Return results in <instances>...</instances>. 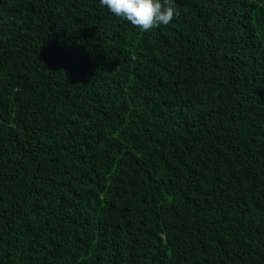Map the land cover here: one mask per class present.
<instances>
[{"label":"trees","instance_id":"obj_1","mask_svg":"<svg viewBox=\"0 0 264 264\" xmlns=\"http://www.w3.org/2000/svg\"><path fill=\"white\" fill-rule=\"evenodd\" d=\"M0 0V264H264V0Z\"/></svg>","mask_w":264,"mask_h":264},{"label":"clouds","instance_id":"obj_2","mask_svg":"<svg viewBox=\"0 0 264 264\" xmlns=\"http://www.w3.org/2000/svg\"><path fill=\"white\" fill-rule=\"evenodd\" d=\"M100 4L143 32L168 25L179 16L173 0H100Z\"/></svg>","mask_w":264,"mask_h":264}]
</instances>
